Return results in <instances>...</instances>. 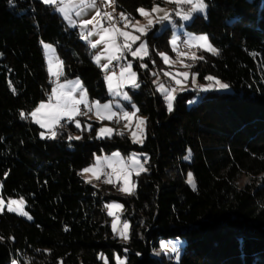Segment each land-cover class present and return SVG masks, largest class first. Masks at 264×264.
Here are the masks:
<instances>
[{
  "label": "trees",
  "instance_id": "16d2710c",
  "mask_svg": "<svg viewBox=\"0 0 264 264\" xmlns=\"http://www.w3.org/2000/svg\"><path fill=\"white\" fill-rule=\"evenodd\" d=\"M156 1L116 7L136 19ZM206 2V16L187 27L208 34L217 53L204 51L192 68L200 81L213 75L232 91L179 92L169 112L150 71L157 51L171 53V29L158 34L156 23L148 66L135 63L139 87L129 88L145 116L139 144L124 132L97 137L99 122L85 114L62 120L55 139L41 138L30 113L52 90L42 42L56 46L62 78L80 79L93 101L111 98L104 73L53 5L0 0V196L23 197L31 214L0 211V264H117V256L126 264H264V0ZM115 150L147 156L131 194L80 175L95 154ZM241 175L250 177L243 186ZM111 200L130 222L126 242L112 231ZM178 237L179 263L152 255L161 239Z\"/></svg>",
  "mask_w": 264,
  "mask_h": 264
},
{
  "label": "rangeland",
  "instance_id": "374dc122",
  "mask_svg": "<svg viewBox=\"0 0 264 264\" xmlns=\"http://www.w3.org/2000/svg\"><path fill=\"white\" fill-rule=\"evenodd\" d=\"M95 2L96 0H56L55 4H51L56 11H58V5H60L59 9H65L63 13L66 24L70 28H78L82 38L88 42V45L93 50V60L103 70L107 89L111 97L106 102L93 101L89 98L87 91L84 90V100L78 104H82L84 109L80 110L81 106L78 107L77 105L78 114H73L74 116L66 118V120H77L72 117L85 114L88 119L99 122L97 137H109L116 132H124L133 140L132 133L135 132L138 140H144L146 128L145 116L140 114L137 107L131 102L129 88L135 87L138 82V70L135 69V63L138 61L143 69H146L148 66L146 59L150 56V46L147 34L156 23L159 24L156 30L158 34L163 33L167 28L171 29L169 37L171 53L164 50L157 51L158 56L153 59L154 64H152L153 66L150 71L155 87L163 97L167 108L169 98H171L172 106L174 107V100L179 92L195 89H198L196 91L198 94L208 90L221 92L232 91V88L227 82L213 75H209L205 81H200L197 72L192 68V65L195 64L200 57L204 56V51L217 53V48L212 44L208 34L203 32L195 33L187 27L195 15L206 16V0L156 1L151 8L140 7V16L136 19L130 18L128 14L117 9L116 0H114V2L113 0H101V5ZM93 4L95 5L94 7L91 6ZM201 5L203 6L202 8ZM153 9L158 10L154 11ZM97 13H99V15H97ZM105 14H110L111 19H108ZM165 15H167V19L161 20L160 18ZM185 15L189 17L187 20L183 19ZM89 20L93 21V23L85 25L84 22ZM149 20L152 21L151 25H149ZM69 21H71V23ZM106 29H111V32L106 33ZM89 33H91V35H89ZM121 33H128V38L126 39ZM101 36H104L105 39L101 40ZM109 36L114 37V44L109 40ZM133 36L138 37L134 42L131 39ZM202 37L203 39H201ZM97 41L100 42L97 43ZM93 44L96 46L93 47ZM121 45L124 47V50L126 49L123 60L118 58ZM141 45H143V48L137 55L133 56L132 53L136 52L138 48H141ZM42 46L46 56V65L50 77H55L56 79L60 72V68H62L56 46L50 42H42ZM97 56L100 57L99 61L96 59ZM114 61H119L121 64L119 76L116 75L117 73L115 74L116 71L112 68ZM105 65H107V67H105ZM61 72H63V69ZM53 73L57 74L54 75ZM133 73L135 74L134 78L132 76ZM108 77H112L111 87ZM209 77H211V79H209ZM221 84H226L228 87L221 88ZM125 94L128 96L127 100L124 99ZM81 96L82 95H80L78 101L81 100ZM195 99H197V96L194 97V100ZM49 104L55 105V103L51 102H49ZM105 104L109 105L107 110L104 109ZM124 113H128L130 119L126 118ZM64 117L60 122L65 119ZM141 120L144 121L143 124L140 123ZM76 122L79 124L78 121ZM59 124L52 126L51 131H55ZM79 126H81V124H79ZM101 128L111 129V132L101 133ZM42 129L45 136L49 137L50 129L48 127ZM113 153H119V161H114L113 164L120 171L113 173V167H109L107 163L102 162L99 171L95 174L90 172L86 175L92 177L91 183L93 184L106 183V181L111 178L113 183L108 184L117 186L124 194H131L136 187L134 176L148 170L145 165L147 156L143 152L133 151L130 154H123L120 150H115L110 153H97L94 155L92 163L86 167H95L97 157H111ZM134 160L138 161L140 165H143V168H133L132 165ZM125 173L128 174L127 184H125ZM97 175L99 179L95 178ZM249 179L250 177L248 175H241L237 183L239 186H243ZM193 182L195 184L194 179ZM13 201L17 203L13 204ZM110 204L119 205V207L109 209L108 205ZM9 207L15 208L16 210L13 212L22 215L26 219L31 218V214L25 208V199L23 197L4 198L0 196V211H9ZM109 211L113 214L109 215ZM106 212L110 217L111 228L113 222L117 224V229L114 231L112 228V231L118 237L119 241H128L130 222L124 216L122 203L117 200L107 202ZM125 223L129 225L126 230V239L120 235V233L124 231L123 225ZM184 246L185 243L183 239L179 237L161 239L159 247L153 249L151 253L156 256L165 255L170 262L179 263ZM116 261L117 264H126V260L123 257L117 256Z\"/></svg>",
  "mask_w": 264,
  "mask_h": 264
},
{
  "label": "snow or ice",
  "instance_id": "6c2138e0",
  "mask_svg": "<svg viewBox=\"0 0 264 264\" xmlns=\"http://www.w3.org/2000/svg\"><path fill=\"white\" fill-rule=\"evenodd\" d=\"M43 2H44L45 4H55V3H56V0H43ZM113 2H114V0H113ZM91 6L94 7L95 5L93 4V5H91ZM202 7H203V6L201 5V8H202ZM153 10H154V11H157L158 9H153ZM60 11L64 12L65 9H64V8H61ZM141 11H142V10H141ZM97 15H99V13H97ZM105 15L108 17V19H111V15H110V14H105ZM188 18H189V17H188L187 15H185V16L183 17V19H185V20H187ZM160 19H161V20H163V19H167V15H165L164 17H161ZM69 22L71 23V21H69ZM91 23H93V21H91V20H89V21H85V22H84L85 25H87V24H91ZM151 24H152V21L149 20V25H151ZM105 32H106V33H110V32H111V29H106ZM89 35H91V33H89ZM121 35L125 36L126 39L128 38V33H121ZM108 38H109V40L112 42V44L115 43L114 37L109 36ZM104 39H105V37H104V36H101V40H104ZM131 39H132V41L134 42V41H136V40L138 39V37L133 36V37H131ZM201 39H203V37H202ZM99 42H100V41H97V43H99ZM174 43H175V42H174ZM92 46L95 47L96 45L93 44ZM110 46H111V45H110ZM46 47H47V45H46ZM142 48H143V45H141V48H138V49L136 50V52H133L132 55H133V56L137 55V53H138ZM96 59H97V61H99L100 57L97 56ZM50 63H51V62H50ZM105 67H107V65H105ZM50 70H51V69H50ZM53 74L56 75L57 73H53ZM185 75H187V74H185ZM132 76H133V78H134L135 74L133 73ZM209 79H211V77H209ZM108 80H109L110 87H111V80H112V77H108ZM75 86H79V81H76V82H75L74 87H75ZM135 86H136V87H139V85H135ZM58 87H59L60 89H63V88H65V87H67V85H59ZM220 87H221V88H227L228 85H226V84H221ZM53 96L56 97L55 105H52V104H47V105H46V104H44V103H41V104L39 105V107H37L34 111H32V112L30 113V115H31V117L34 119L35 123L39 124L41 128H46V127H48V128L50 129V136H49L48 138L55 139L56 136H57V132H56V131H51V127L54 126V125H56V124H59L60 120H61L64 116H68L69 118H71V116L77 112V107H76V106L84 100V96L82 95V96H81V100H80V101H77V100H75V99L72 97L71 92H67V93H65V92H63V91L58 92L57 89H53ZM124 99H126V100L128 99V96H127L126 94H125V96H124ZM50 100H51V98H50ZM172 107H173V106H172L171 98H169V103H168V111H169V112L172 111ZM46 108L49 109V111H47V112H42V110H43V109H46ZM108 108H109V105L105 104V105H104V109L107 110ZM113 115H114V113H113ZM124 115H125L126 118H129V119H130V116H129L128 113H124ZM20 116H21L22 119H25V118H26L23 112L20 113ZM140 123L143 124L144 121L141 120ZM77 127H79V124H77ZM100 132H101V133L111 132V129H104V128H101V129H100ZM132 135H133V142H134V143H143L142 140H138V139L136 138V133H135V132H133ZM40 136H41V138H45V133H44V132H41V133H40ZM69 138H70V139H77V140L80 139L79 136H76V137H69ZM114 161H119V153H113L111 157H107V156H105V157H103V158H101V157H97V159H96V166H95V167H91V168H90V167H86V168H84L83 171L80 173V175H83V176H84L85 182L91 183V179H92V177H90V176H88V175H86V174H87V173H90V172L93 173V174H95L97 171H99L102 162H103V163H107L109 167H113V173H117V172L120 171V170H118V169L114 166V164H113ZM132 166H133V168H143V165H140L139 162H138V161H135V160L133 161V165H132ZM127 175H128V174L125 173V184L128 183ZM95 178H96V179H99V176L97 175ZM188 182H189L190 184H192L193 188H195V184H194V182H193V179H192L191 174H189ZM106 183H113V181H112L111 178H109V179L106 181ZM12 203L15 204V203H17V202L13 201ZM108 207H109V209H112V208H118L119 205H111V204H110V205H108ZM15 210H16L15 208L9 207V211H15ZM112 214H113V213H112L111 211H109V215H112ZM128 227H129V225H128L127 223H125V224L123 225L124 231H122V232L120 233V235H121L122 237H124L125 239L127 238V231H126V230L128 229ZM112 228H113L114 231L117 229V224H116V222H113V224H112ZM177 259H178V256H177Z\"/></svg>",
  "mask_w": 264,
  "mask_h": 264
},
{
  "label": "crops",
  "instance_id": "0c3cea01",
  "mask_svg": "<svg viewBox=\"0 0 264 264\" xmlns=\"http://www.w3.org/2000/svg\"><path fill=\"white\" fill-rule=\"evenodd\" d=\"M65 1H67V0H65ZM96 3V2H95ZM60 5H58V7H57V10H58V12L63 16V18H64V13L62 12V11H60V7H59ZM82 36V35H81ZM84 39V38H83ZM96 63V62H95ZM97 64V63H96ZM62 65V64H61ZM62 69L63 68H60V72L58 73V75H57V78L55 79V77L53 78V77H51V79H53L52 80V90H51V94H50V97L48 98V99H46V100H44V101H41L32 111H34L37 107H39V105L41 104V103H44V104H49V102H51V103H55L56 102V97H54L53 96V89H57V91L58 92H60V91H63V92H65V93H67V92H71V95H72V97L75 99V100H77L78 101V99L80 98V95H85L84 94V90L86 91V89H85V87H84V85H83V83H82V81L80 80V79H78V78H72V79H64V78H62V73L63 72H61L62 71ZM115 72V71H114ZM48 73H49V71H48ZM117 72H115V74H116ZM116 75H120V73L119 74H116ZM76 81H79V86H75L74 87V85H75V82ZM59 85H67V87H65V88H63V89H60L58 86ZM50 98H51V100H50ZM79 106H81L80 107V110L81 109H84V108H82V104H80V105H78V107ZM47 111H49V109H43L42 110V112H47ZM75 114H78V109H77V112L75 113ZM80 115V114H79ZM79 115H75L76 117H72V118H77ZM31 116V115H30ZM72 116H74V115H72ZM32 118V117H31ZM65 119L66 118H69L68 116H65L64 117ZM32 120H34L33 118H32ZM61 123V122H60ZM39 125V124H38ZM40 126V125H39Z\"/></svg>",
  "mask_w": 264,
  "mask_h": 264
},
{
  "label": "built area",
  "instance_id": "2783aa9c",
  "mask_svg": "<svg viewBox=\"0 0 264 264\" xmlns=\"http://www.w3.org/2000/svg\"><path fill=\"white\" fill-rule=\"evenodd\" d=\"M96 2L99 4V5H101V0H96ZM102 13H103V11H102ZM120 51H119V53H118V58L120 59V60H123V57H124V54H125V51H126V49L124 50V47L121 45L120 46ZM120 63H119V61H114L113 62V64H112V68H114V70H116V72H117V74H119V72H120ZM82 108H83V106H82Z\"/></svg>",
  "mask_w": 264,
  "mask_h": 264
},
{
  "label": "bare ground",
  "instance_id": "6f19581e",
  "mask_svg": "<svg viewBox=\"0 0 264 264\" xmlns=\"http://www.w3.org/2000/svg\"><path fill=\"white\" fill-rule=\"evenodd\" d=\"M116 71V70H115Z\"/></svg>",
  "mask_w": 264,
  "mask_h": 264
}]
</instances>
